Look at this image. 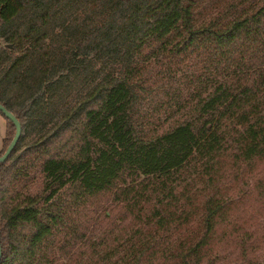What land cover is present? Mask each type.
<instances>
[{
  "label": "trees",
  "instance_id": "obj_1",
  "mask_svg": "<svg viewBox=\"0 0 264 264\" xmlns=\"http://www.w3.org/2000/svg\"><path fill=\"white\" fill-rule=\"evenodd\" d=\"M0 38V264L258 248L264 0H0Z\"/></svg>",
  "mask_w": 264,
  "mask_h": 264
},
{
  "label": "rangeland",
  "instance_id": "obj_2",
  "mask_svg": "<svg viewBox=\"0 0 264 264\" xmlns=\"http://www.w3.org/2000/svg\"><path fill=\"white\" fill-rule=\"evenodd\" d=\"M23 19V18H21ZM25 19V17H24ZM51 34V37L53 36V33ZM50 36V35H49ZM48 38V37H47ZM3 40L0 38V46H2ZM20 53L19 49L17 47H12L10 44H8V50L6 52L8 56V61L6 62L5 65H7L12 59L17 56ZM71 96L74 98V93L76 92V82L72 81L71 85ZM81 86V85H80ZM83 90H85V87L81 86ZM3 131H4V119L0 115V146H1V138L3 136ZM37 182V180L35 181ZM37 183L32 184L30 187L36 188ZM106 216L107 219L106 221L108 222L109 220L114 219L116 211L109 212L108 210L104 209L103 212ZM250 230H252V235L250 236L248 243H255L258 244V248H256L254 251H249L246 255V257L242 259H236L234 261H228V262H222L219 264H264V215L263 216H258L252 219V221L249 223ZM252 240V241H250ZM263 246V247H259ZM232 252L235 254L238 250L237 247L230 246Z\"/></svg>",
  "mask_w": 264,
  "mask_h": 264
},
{
  "label": "water",
  "instance_id": "obj_3",
  "mask_svg": "<svg viewBox=\"0 0 264 264\" xmlns=\"http://www.w3.org/2000/svg\"><path fill=\"white\" fill-rule=\"evenodd\" d=\"M0 112L3 114V116L6 119L11 121V123L13 124V127H14L13 136H12L10 142L8 143V145L6 146L5 150L3 151V153L0 155V163H1L2 161H4L7 158L10 151L14 147V145H15V143H16L19 135H20V125H19V122L16 120V118L12 115V113H10L8 110H6L1 104H0Z\"/></svg>",
  "mask_w": 264,
  "mask_h": 264
}]
</instances>
